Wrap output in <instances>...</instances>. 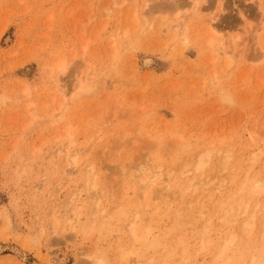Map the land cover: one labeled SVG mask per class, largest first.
Instances as JSON below:
<instances>
[{"label": "rangeland", "instance_id": "obj_1", "mask_svg": "<svg viewBox=\"0 0 264 264\" xmlns=\"http://www.w3.org/2000/svg\"><path fill=\"white\" fill-rule=\"evenodd\" d=\"M174 1L191 3L0 0V264H45L49 258L57 264H93L96 257L106 260V264H153L154 260L156 264H169L172 260L170 264H180L187 255L184 264H209L223 242L221 239L225 241L233 234L238 238L236 246L222 262L252 264L255 259V264H264V238L259 232L264 215L257 214L260 211L256 208L259 203L263 211L264 195L255 198L257 204L253 199L246 215L237 217L230 225L218 219L227 206L217 209L228 194L240 190L246 172H250L246 176L249 179H264V0H257L262 5L256 0H198L204 9L193 15L192 7L185 4L181 7L182 19L169 10ZM143 2L148 4L146 11H152L151 19L148 17L152 26L139 30L145 22L140 19L138 31L132 20L133 10L136 7L140 11ZM219 3L223 4L224 13L219 18L218 33L211 34L208 22L218 14ZM179 23L184 24L182 33L177 30L182 35L175 38L174 28ZM126 30L129 36L123 40ZM209 38L214 40L213 48L208 44ZM62 64L64 72L59 73ZM86 80L92 85L91 92L77 96L79 83L86 84ZM25 89L30 95L22 94ZM215 150H221L220 155L229 151L237 157L230 166H234L235 172V168H240L237 174L221 169L220 155H213ZM210 152L204 178L212 180L205 196L211 195L210 189L215 191L213 186L226 180L223 194L213 192L212 198L205 199L200 192L197 195L202 199L189 195L173 202L172 194L186 186L185 180L194 178L193 173L181 178L176 171H183L198 153ZM75 157L80 160L77 173L67 177L63 172L72 168ZM152 167L156 168L155 174L162 172L167 177L171 173V187L167 190L163 176L150 189L147 200L142 187L148 184L145 181L150 177H145L148 172L152 176ZM249 167L252 171H247ZM83 171L88 176L81 174ZM87 177L99 183L96 194L101 200L90 199V203L83 194L78 221L91 229L90 235L82 236L81 224L73 231L68 226L61 204L70 193L86 186L83 180ZM230 178L233 183L228 181ZM48 193L54 194L52 201L46 198ZM181 204L186 206L178 209ZM58 205L61 209L56 218L61 222L56 230L49 214ZM126 206L131 215L129 212L128 218H116ZM195 207L198 212H190ZM136 208L144 212L142 217L139 214L142 219H138L137 232L146 242L143 245L125 234L129 230L127 225L135 219ZM253 210L258 217L252 221L255 228L249 238L239 231ZM90 212H96L100 220H93ZM109 214L115 216L114 223L108 221ZM4 216L12 223L10 229H6ZM202 230L204 240L200 237ZM180 238L189 251L184 257L181 250H176ZM199 241L202 246L201 241L209 246L205 247V257L193 254L202 247ZM207 242H213L212 246ZM129 244H133V250ZM116 248L125 254L122 256L123 251ZM131 250L135 256L130 255ZM118 257L125 261L122 263L123 258Z\"/></svg>", "mask_w": 264, "mask_h": 264}, {"label": "bare ground", "instance_id": "obj_2", "mask_svg": "<svg viewBox=\"0 0 264 264\" xmlns=\"http://www.w3.org/2000/svg\"><path fill=\"white\" fill-rule=\"evenodd\" d=\"M135 1V0H134ZM182 1V0H181ZM221 1V0H220ZM257 1V0H256ZM255 1V2H256ZM115 2V1H114ZM118 2V1H117ZM254 2V3H255ZM258 2V1H257ZM124 3H126L125 1H124ZM144 3V2H143ZM222 3V2H221ZM259 3V2H258ZM115 4H116V2H115ZM114 3H113V5H115ZM145 5L144 6H141L142 7V9L140 8V11L138 10V8H136V7H134V9L135 10H133V12H134V15L132 16L134 19H132L135 23H136V26L134 27V28H139L140 26H139V24H140V19H141V21H142V19H144L145 20V22H143L144 23V25L143 26H141V28L139 29V30H143L144 28V26H147V27H151L152 26V24H151V20L149 21L148 20V17H149V19H151L150 18V15H151V12L152 11H150V13L148 12V11H146V8H148V4L145 2L144 3ZM155 4V3H154ZM185 2H183V3H176L175 1L173 2V4H170V6H168V7H171V9L169 8V10H171L172 12L174 11V13H175V15H176V17L177 18H179V19H182L180 16H182L183 15V13H182V10H181V7H185ZM220 4V3H219ZM257 4V3H256ZM259 4H261V3H259ZM259 4H258V6H259ZM112 5V6H113ZM117 5V4H116ZM115 5V6H116ZM120 5H122V4H120ZM189 6V7H192V9H193V11H194V13H193V15H196V14H198V13H200L201 12V9H204V8H201V5L199 4V2H198V0H191V3H189V4H186V6ZM208 5V4H207ZM222 5L223 4H220V6H219V8H218V14H216L215 16H213L210 20H209V30L211 29L212 31H211V34L212 33H215V34H217L218 32V24H219V18H220V16H221V13H224L223 11H224V9L222 8ZM262 5V4H261ZM118 6V5H117ZM137 6V5H136ZM154 6H156V5H154ZM217 6V7H218ZM120 7V6H119ZM168 7H167V10H168ZM263 8H264V6H262ZM210 8V7H209ZM126 9V8H125ZM155 9V8H154ZM207 9V8H206ZM106 10H107V8H106ZM105 10V11H106ZM126 10H129L128 8L126 9ZM260 10H262L261 8H260ZM108 11V10H107ZM110 11V10H109ZM109 11H108V13H109ZM263 11V10H262ZM111 12V11H110ZM128 13H129V11H128ZM162 13V12H161ZM161 13H160V15H161ZM168 13V12H167ZM182 13V14H181ZM153 14V13H152ZM106 17V16H105ZM189 17V16H188ZM108 18V17H107ZM187 18V17H186ZM225 20V19H224ZM132 21V22H133ZM180 21V20H179ZM184 21V20H183ZM264 22V21H263ZM262 22V23H263ZM134 23V24H135ZM142 23V22H141ZM142 23V24H143ZM185 23V22H184ZM138 24V25H137ZM127 26V25H126ZM138 26V27H137ZM183 26H184V24L183 25H181L180 23L179 24H177L176 25V27L174 28L175 29V33L177 34V35H175V38H177V37H179L180 35H182V34H180V33H182V32H180V30L182 29L183 30ZM133 27V26H132ZM105 28H106V26L104 27V29L103 30H105ZM129 29V28H128ZM136 29H133V30H135L134 32H138V31H136ZM102 30V32H104ZM131 30V29H130ZM180 32H178V31ZM129 30H126V31H124V34H123V36H122V38L123 37H125L126 38V36L128 35L129 36V32H128ZM131 32H132V30H131ZM178 32V33H177ZM209 32V31H208ZM101 33V32H100ZM122 33V32H121ZM120 33V34H121ZM187 33V32H186ZM185 33V34H186ZM180 34V35H179ZM208 34V33H207ZM99 36H100V34H98ZM115 35H117V34H115ZM114 35V37H116ZM174 35V34H173ZM214 35V34H213ZM97 36V35H96ZM216 36V35H215ZM119 37V36H118ZM185 37H186V35H185ZM128 38H130V37H128ZM172 38H174V37H172ZM115 39V38H114ZM117 40H118V38H116ZM115 39V40H116ZM119 39H121V36H120V38ZM127 39V38H126ZM123 40H124V38H123ZM185 40L187 41V38H185ZM205 40H208V39H205ZM119 41V40H118ZM122 41V40H121ZM120 41V42H121ZM117 42V41H116ZM116 42H113L114 44L116 43ZM206 44H207V41H206ZM208 44L213 48V45H214V40L212 39H210L209 38V42H208ZM207 44V45H208ZM208 45V46H209ZM221 45H223L222 43H221ZM209 46V47H210ZM211 50V49H210ZM212 51V50H211ZM115 52H117V50H115ZM114 52V56H116L117 54ZM113 53V52H112ZM116 54V55H115ZM224 55H227V53L226 52H224L223 53ZM113 55V54H112ZM231 63V62H230ZM64 64V63H63ZM63 64L58 68L59 69V73H63L64 72V66H63ZM57 69V68H56ZM90 69V68H89ZM53 77V76H52ZM58 81V80H57ZM87 81V83L86 84H84V83H79V86H78V88H77V96H82V95H84V94H89L90 92H91V90H92V85L91 84H89L88 82V80H86ZM86 81H84V82H86ZM80 82H82V81H80ZM56 83H58V82H56ZM60 85V84H59ZM60 89H63V88H60ZM30 92H28V89H25V90H23V95H25V96H28V95H30L29 94ZM87 96V95H86ZM83 97V96H82ZM88 97V96H87ZM226 97V96H225ZM228 97H230V96H228ZM227 97V98H228ZM24 98H26V97H24ZM230 99V98H229ZM224 101H226L225 99H224ZM228 101V100H227ZM228 103H230V102H228ZM63 105V104H62ZM36 119V118H35ZM230 148V147H229ZM219 149H220V147H219ZM228 150V149H227ZM250 150H251V148H250ZM218 151H220L221 152V150H218ZM259 151V150H258ZM220 152H216V150H215V152H213V155L215 154V153H218V155H220L219 153ZM212 152H210V153H205V154H199L198 153V155L194 158V160H190V164L187 162L186 164H188V165H186L185 166V169L182 171V170H178V173H177V171H176V174H178L181 178L182 177H184V175L186 176V175H189V174H191V173H193L194 174V178H192L193 177V175H192V177H190V178H192L191 180H185L184 182H185V184H186V186L184 185V189L183 188H181L180 190H178L179 188H177V190H178V192H175V193H173L172 194V197H174V199L175 200H173V202L174 201H176V200H178V199H182L183 200V198H187V197H189V195H195V197L197 196L198 197V195H197V193L198 194H200V192H202V197H204L205 196V193L207 192L208 193V189H209V187H210V180H212V179H210L211 177H207L208 179H209V181H206L205 179L206 178H204L205 176H204V174H206L205 173V170H206V168L208 167V164H209V159H210V154H211ZM224 154H225V152H223ZM224 154H221L220 155V167H221V169L223 170V171H225V173H226V171H228V173H230L231 171L230 170H232L233 172H235V170L233 169L234 168V166H233V168L231 169L230 168V166L232 165L231 164V162H233L232 160H234L235 158L237 159V157H232L231 156V154H229V151H228V154H227V152H226V154L224 155ZM218 155H217V157L216 158H218ZM224 155V156H223ZM250 155V154H249ZM256 155V154H255ZM261 155V154H260ZM260 155H258L259 157H260ZM214 156H216V155H214ZM221 156H223V157H221ZM237 156V155H236ZM212 157V156H211ZM231 157H232V159H231ZM252 157V156H251ZM263 157V156H262ZM234 158V159H233ZM212 159H214L213 157H212ZM247 159V158H246ZM79 160V157H75V158H73V160H72V162H71V166H72V168L70 169V170H65L64 172H63V174L65 175V176H67V177H70V176H73V174H75V173H77V171H76V167H77V165H78V162H80V160ZM251 160V159H250ZM260 160V159H259ZM215 161H217V159H215ZM234 161H236V160H234ZM239 161V158H238V160H237V162ZM253 161L254 160H251L250 162H252L251 164H253ZM257 161V160H256ZM237 162H235V163H237ZM240 162V161H239ZM151 163V162H150ZM216 163V162H215ZM256 163V162H255ZM260 163V162H259ZM216 164H218V163H216ZM242 164H245V163H242ZM246 164H248V163H246ZM257 164V163H256ZM211 165V164H210ZM219 165V164H218ZM239 165L241 166V164L239 163ZM239 165H238V167H239ZM145 166V165H144ZM149 166V165H148ZM147 165H146V167H148ZM161 166V165H160ZM217 166V165H216ZM146 167H145V169H146ZM159 166H157L156 168H158ZM219 166H217V168H218ZM236 167H237V165H236ZM243 167V166H242ZM251 167H252V165H251ZM254 167V166H253ZM154 167H152V169H153ZM156 168H154L153 170H151V173H152V176H151V174L148 172V176H146L145 177V180H147V177H150L149 179L150 180H147V181H145V183L146 182H148V184H146V185H143L144 186V188L142 187V189H144V191L145 192H143V193H145L144 195V198L145 197H147V200H148V196H147V194L149 195V191H150V189L151 188H153L154 186H155V184H156V182L158 183L160 180H163V176H164V173H162V172H159V173H157V174H155V172L156 171H154ZM164 168H165V166H164ZM250 168V167H249ZM143 169H144V167H143ZM142 169V170H143ZM148 169V168H147ZM219 170H220V168H218ZM235 169H237V170H239L238 168H235ZM244 169V168H243ZM242 169V170H243ZM251 169V168H250ZM250 169H248L247 171H252V169L250 170ZM141 170V171H142ZM221 170V172L223 173V171ZM237 170H236V172H237ZM264 170V169H263ZM86 171H88V170H86ZM91 171H93V170H91ZM162 171V170H161ZM181 171V172H180ZM230 171V172H229ZM84 172V171H83ZM81 172V174H88V173H86V172ZM143 172V171H142ZM145 172H146V170H145ZM154 172V173H153ZM179 172H180V174H179ZM220 172V174H222ZM232 172V173H233ZM235 172V173H236ZM174 173V172H173ZM238 173V172H237ZM236 173V174H237ZM250 173V172H249ZM249 173H247L246 172V176L249 174ZM256 173V172H255ZM80 174V175H81ZM144 174V173H143ZM149 174H150V176H149ZM153 174H155V175H153ZM235 174V175H236ZM244 174V173H243ZM90 175V174H89ZM141 175V174H140ZM169 174L167 173V177L166 176H164V179H165V177H166V179H167V181H165V182H167V184H165V186L167 185V190H168V188L169 187H171V185H170V181H171V177H172V175H171V173H170V176H168ZM227 175V174H226ZM225 175V176H226ZM231 175V174H230ZM229 175V176H230ZM253 175V174H252ZM256 175H259L258 173H256ZM256 175H255V177H256ZM261 175H262V173H261ZM88 176V175H87ZM174 176V175H173ZM208 176H209V174H208ZM234 176V175H233ZM245 176V177H246ZM161 177H162V179H161ZM175 177V176H174ZM176 177H178V176H176ZM213 177V176H212ZM215 177H216V175H215ZM215 177L213 178V179H215ZM245 177H243V180H244V178ZM251 177H253V176H251ZM251 177H250V179L248 178V177H246V179L243 181V180H241V182H240V184H241V187H240V190H237L236 191V193H234L233 195L230 193V194H228L227 195V198H226V200H224L223 202L221 201V203L218 205V207H217V209H219V207H221V209L223 208V207H225V206H227L226 208H223L224 210L222 211L221 210V212H223V214H221L222 216H218L219 218L218 219H220V220H223L224 222H221L222 224L224 223V224H228V223H231V224H233L235 221H236V219H237V217H239V216H243V214L244 215H246V213H247V209H248V207H249V205H250V203H251V201L253 200V199H255L256 197H260V196H263L264 195V179H262V180H260L259 178V180L258 179H256V178H252L251 179ZM259 177V176H258ZM185 178V177H184ZM221 178V177H220ZM232 179H233V177H231ZM230 178V179H231ZM234 178H236V177H234ZM239 178V177H238ZM64 179V178H63ZM82 179V178H81ZM140 179H141V176H140ZM207 179V180H208ZM228 180V181H230V182H232L233 183V181L234 180ZM65 180V179H64ZM86 180V181H85ZM96 180V179H95ZM178 180H180L179 179V177H178ZM205 180V181H204ZM222 180H224V178L222 179ZM85 181V182H84ZM144 181V179L141 181V182H143ZM215 181V180H214ZM225 181V182H224ZM223 182H224V184L223 183H221V184H219L218 186H213V187H215V191H211V190H214V189H210V193L212 192H219V193H221V194H223L222 193V190H224L225 188V183H226V180H224ZM162 182V181H161ZM160 182V183H161ZM164 182V183H165ZM188 182V183H187ZM212 182V181H211ZM220 182V181H219ZM45 182H42V183H40V184H44ZM83 183H86V186L83 188L84 189V193H83V189L81 190V188H80V190H76L75 192H72V193H70L68 196H67V198L65 199V201H64V204H61V206L60 205H58V206H56L55 208L53 207V209L51 210L52 212H51V214H49L50 216H51V218H53V229H56L57 230V226L59 225L60 226V224H59V221L61 220H57V214L59 215V213L60 212H58V210H60L61 208H64L63 210H64V213H63V218L65 219V221L66 222H68L69 223V225L68 226H70L71 227V230L73 231V230H75V226H80V224L81 223H79V221H78V219L80 218V216H82L81 215V213H80V204H79V202H82L83 200H82V198H83V194H86V197H88V199H89V201H90V203H91V200L93 201V202H96V200H101V199H99L98 197V195L96 194L97 193V189L96 188H98L99 187V183H97V180L96 181H91L90 179H89V177H87L86 179H84L83 180ZM144 183V182H143ZM144 183V184H145ZM210 183V184H209ZM39 184V185H40ZM239 184V185H240ZM229 185V184H228ZM41 187L42 186H44V185H40ZM46 186V185H45ZM98 186V187H97ZM181 186H183V185H181ZM165 188V189H166ZM204 188V189H203ZM239 188V187H238ZM237 188V189H238ZM164 189V188H163ZM164 189V190H165ZM207 189V190H206ZM146 190H147V193H146ZM152 190V189H151ZM167 190H165V191H167ZM200 190V191H199ZM202 190V191H201ZM229 190V189H228ZM234 190V189H233ZM93 191H95V192H93ZM176 191V190H175ZM199 191V192H198ZM91 193H93L92 195H91ZM141 193V192H140ZM212 193H211V195H208V196H205L204 198L205 199H207V197H211L212 198ZM213 193V194H214ZM160 195V194H159ZM230 195V196H229ZM141 196V195H140ZM91 197V198H90ZM160 197H161V195H160ZM159 197V198H160ZM164 197V196H163ZM191 197V196H190ZM195 197H193L194 199H195ZM196 197V198H197ZM200 198H201V195L199 196ZM199 197H198V200H199ZM226 197V196H225ZM46 198H49L48 200H51V199H53V198H55V196H54V194H47L46 195ZM85 198V197H84ZM156 198L157 197H155L154 198V200H156ZM165 198V197H164ZM164 198H162V199H164ZM192 198V199H193ZM203 198V199H204ZM210 198V199H211ZM221 198L223 199V197L221 196ZM91 199V200H90ZM202 199V198H201ZM200 199V200H201ZM205 199H204V202H205ZM144 200H146V199H144ZM256 200V204L258 203V200L257 199H255ZM52 201V200H51ZM88 201V202H89ZM162 201V200H161ZM165 201V200H164ZM194 201H196L198 204H199V202L197 201V199L196 200H194ZM143 202H145V201H143ZM190 202V201H189ZM263 202H264V200H263ZM46 203V202H45ZM44 202H43V204H45ZM260 203H261V201H260ZM42 204V205H43ZM84 204V203H83ZM94 204V203H93ZM162 204V203H161ZM187 204V203H186ZM189 205L191 204V202L190 203H188ZM187 204V205H188ZM193 204V203H192ZM196 204V203H195ZM200 204H202V201H201V203ZM199 204V205H200ZM253 204H254V202H253ZM252 204V205H253ZM263 204V203H262ZM91 205V204H90ZM89 205V206H90ZM163 206H164V204H162ZM166 205V204H165ZM169 205H171V204H169ZM183 204H181V205H178L177 206V208L179 207H181ZM188 205V206H189ZM251 205V206H252ZM61 208H60V207ZM146 206V205H145ZM148 206V205H147ZM159 206H161L160 204H159ZM186 205H183L182 207H185ZM59 207V208H58ZM69 207H70V209H69ZM126 207H127V210H126ZM125 207V209H123V210H119V211H117V212H119L118 214H117V217L116 218H118V219H120L121 218V216H127L128 215V213L130 212V209H129V212H127L128 211V206H126ZM170 207V206H169ZM181 207V208H182ZM192 207V206H191ZM197 207V206H196ZM196 207H195V209H193V210H191V208H190V212L192 211H194L195 210V212H198V211H196ZM98 211H101V201H100V203H99V205H98ZM157 208H158V206H157ZM157 208H156V210H157ZM161 208V207H160ZM178 208V209H179ZM254 208V207H253ZM256 208H258V211H260V212H258L257 214H261V216H262V214L264 215V204H263V211H262V209H261V206L259 205V203H258V206L256 207ZM259 208H260V210H259ZM122 209V208H121ZM151 208H149V210H150ZM166 209H168V208H166ZM178 209H177V212L179 213V214H181V212H179L178 211ZM198 209V208H197ZM203 209V208H202ZM201 209V210H202ZM217 209L215 210V211H217ZM250 209H252V208H250ZM115 210H117V209H115ZM152 210V209H151ZM153 210H155V209H153ZM169 210V209H168ZM171 210V209H170ZM182 210V209H181ZM249 210V209H248ZM257 210V209H256ZM255 210V211H256ZM158 211V210H157ZM185 211V210H184ZM251 211V210H250ZM16 212V211H15ZM62 212V211H61ZM132 212V211H131ZM131 212L129 213L130 215H131ZM134 212H135V215H134V217H135V219L129 224V225H127V226H129V230H127V229H125V230H127V232L125 231V234H127V233H129L131 236H132V238L131 239H134L135 241L134 242H141L142 243V245H143V243H146V242H144L142 239H144L143 237H138L137 236V232H138V222H139V214H140V216L142 215V210H141V208H136L135 210H134ZM149 212H151V211H149ZM170 212V211H169ZM187 212V211H186ZM201 211H199V213H200ZM220 211H219V213H221ZM16 213H18V212H16ZM91 213V212H90ZM152 213H153V211H152ZM157 213V212H156ZM198 213V214H199ZM87 214V213H86ZM89 214V213H88ZM92 215L91 216H94L95 218H93V220L94 219H96V217H97V219H98V216H97V213L96 212H92L91 213ZM111 214H113V213H111ZM116 214V213H115ZM143 214H144V212H143ZM154 214V213H153ZM174 214H175V211H174ZM179 214H178V217H179ZM188 214H191V213H188ZM194 214H196V215H198L197 213H194ZM201 214V213H200ZM217 214V213H216ZM259 214V215H260ZM71 217H70V216ZM129 215V216H130ZM196 215H194L195 217H197ZM248 215V214H247ZM250 216H249V219H247L245 222H243V221H241V222H243L242 224H241V231H239V229H237L239 232H240V234L241 235H244L245 237L246 236H248L249 237V235L250 234H252V232L254 231V223L252 222L253 220H255V217H258L257 215H256V213L254 212V210H253V213L251 212L250 214H249ZM62 216V215H61ZM88 216H90V214L88 215ZM143 216V215H142ZM141 216V217H142ZM177 216V215H176ZM175 216V217H176ZM183 216V215H182ZM184 216H186L185 214H184ZM190 216V215H189ZM191 216L193 217V215L191 214ZM5 218H4V220L6 219V229H10L11 228V222H10V219H9V217L7 216V218H6V216H4ZM109 217V218H108ZM108 221H111L112 220V222L114 223V218H115V216L114 217H112V216H110V214L108 215ZM112 217V219H110ZM246 217V216H245ZM106 218V219H107ZM125 218H128V216L127 217H125ZM130 218L132 219L133 218V216H130ZM184 218V217H183ZM263 218H264V216H263ZM122 219V218H121ZM124 219V218H123ZM130 219V220H131ZM140 219H142V218H140ZM175 219H177V217L175 218ZM186 220H188L187 218H185ZM239 219V218H238ZM237 219V220H238ZM246 219V218H245ZM257 219V218H256ZM262 219V218H261ZM100 219H98V221H99ZM191 220V219H190ZM96 221V220H95ZM108 221H106V222H108ZM117 221V220H116ZM115 221V222H116ZM121 221V220H120ZM178 221H179V218H178ZM263 222H261L262 223V225H261V227H260V229L262 228V226H263V228H262V230H259V232L261 231L262 233H260V235L261 234H263V235H261L263 238H264V219L262 220ZM61 222V221H60ZM90 222V221H89ZM88 222V223H89ZM94 224L96 223V222H94V221H92ZM91 222V223H92ZM141 222H143V220L141 221ZM176 222H177V220H176ZM175 222V223H176ZM192 222V221H191ZM190 222V223H191ZM240 222V223H241ZM84 223H86V221L84 222ZM105 223V222H104ZM237 223V222H236ZM240 223H238V224H240ZM82 224H83V222H82ZM82 224H81V228H80V230H81V233H82V236L83 235H86V234H89V231H90V229H89V225L88 226H85L84 224H83V226H82ZM97 224V223H96ZM100 224V223H99ZM108 224V223H107ZM257 224V223H256ZM42 225V224H41ZM91 225H93V224H91ZM90 225V226H91ZM179 225H181L180 224V222H179ZM228 225H230V224H228ZM94 226V225H93ZM92 226V227H93ZM100 226V225H99ZM101 226L103 227V225H102V223H101ZM145 226V225H144ZM226 226V225H225ZM237 226V225H236ZM240 226V225H239ZM51 227V226H50ZM101 227V228H102ZM104 227H105V225H104ZM107 227H109L108 225H107ZM142 227V226H141ZM77 228V227H76ZM110 228H112V226L110 227ZM128 228V227H127ZM143 228V227H142ZM141 228V229H142ZM176 228V227H175ZM206 228H207V226H206ZM236 228H238V227H236ZM93 229H95L94 227H93ZM92 229V230H93ZM103 230H104V228H102ZM101 229V230H102ZM108 229V228H107ZM144 230H146L147 231V228L146 227H144L143 228ZM203 230H205L204 228H202ZM258 229V228H257ZM55 230V231H56ZM78 230V229H77ZM79 230V231H80ZM149 230V229H148ZM175 230V229H174ZM202 230V231H203ZM209 230V229H208ZM53 231V230H52ZM129 231V232H128ZM257 231V230H256ZM54 232V231H53ZM78 232V231H77ZM76 232V233H77ZM142 232V231H141ZM55 233V232H54ZM80 233V234H81ZM139 233V232H138ZM144 233V232H143ZM202 234H201V239H202V235H204L205 234V231H203V232H201ZM207 233H209V232H207ZM140 234H142V233H140ZM144 234H146V233H144ZM232 234V233H231ZM75 235V234H74ZM77 235V234H76ZM76 235H75V237H76ZM79 235V234H78ZM90 235V234H89ZM128 235V234H127ZM143 235V234H142ZM227 235V234H226ZM225 235V236H226ZM237 235H239V233L237 234ZM81 236V235H80ZM125 236V235H124ZM205 236V235H204ZM229 236V235H228ZM227 236V237H228ZM89 237V236H88ZM199 237V236H198ZM223 238H225L224 236H222ZM237 236L236 235H231L230 237H228V238H226L225 239V241H224V239H221V244L220 245H218V247H217V249H215L216 251H215V253H213V254H215V255H213V257H214V259H211V261H212V263L211 262H209V264L211 263V264H223V263H226V260H225V262H222V261H224V259H226V255H227V253L231 250V248L233 247V245H235L236 246V244H235V239H238V238H236ZM251 237V236H250ZM249 237V238H250ZM148 238V237H147ZM84 239H86V238H84ZM87 239H89V238H87ZM130 239V238H129ZM176 239V238H175ZM240 239V238H239ZM142 240V241H141ZM202 240H204V239H202ZM207 240V239H206ZM129 241V240H128ZM240 241H242V240H240ZM243 241H245V240H243ZM133 242V240L131 241V243ZM139 242V243H140ZM171 242V241H170ZM201 242H203V246L200 244V241H199V246L201 247V249H196V250H198L197 252H193V254L194 253H196L194 256H196V257H198V256H200V255H202V254H204L205 253V249L206 248H208L209 246H207L206 247V243H205V246H204V241H201ZM208 242H210V241H208ZM208 242H207V245H209L208 244ZM237 242V241H236ZM129 243V242H128ZM140 243V244H141ZM185 242H183L182 240H181V238H180V240H179V242L177 243V245L178 246H180L179 248H176V250L177 249H179V250H181V252H182V257H184V256H186L188 253H189V251H188V247H184L185 246V244H184ZM212 243L213 242H211V246H212ZM238 243V242H237ZM134 244V243H133ZM133 244H129V245H132L131 247H129V248H131L132 250L134 249L133 248ZM136 244V243H135ZM173 244V243H172ZM172 244H171V246H172ZM188 244V243H187ZM239 244H241V243H239ZM149 246H151L152 244H148ZM197 245V244H196ZM170 246V247H171ZM187 246V245H186ZM4 247V246H3ZM146 247V246H145ZM167 247V246H166ZM170 247H168V248H170ZM175 247V246H174ZM174 247H172V249L174 248ZM206 247V248H205ZM152 248H153V246H152ZM181 248V249H180ZM234 248V247H233ZM238 248H240V247H238ZM116 249H118V248H116ZM115 249V251H117ZM138 250H139V248H137ZM149 249V247L145 250V251H147ZM236 249V248H235ZM235 249H233V250H235ZM0 250H1V248H0ZM17 250V249H16ZM119 250V252H120V250H122V249H118ZM125 250H127V248L125 249ZM129 250V249H128ZM131 250V251H132ZM140 250H141V247H140ZM168 250V249H167ZM171 249H169V251H170ZM191 250H193V248L191 249ZM195 250V251H196ZM238 250V249H237ZM115 251H114V254H115ZM123 251V252H122ZM121 252H122V256H123V253H124V250H122ZM173 251H175L174 249H173ZM172 251V252H173ZM208 251V250H207ZM236 251V250H235ZM1 252V251H0ZM118 252V251H117ZM120 252V253H121ZM128 252H130V251H128ZM134 251H132V254H131V252H130V255H134L135 254V252L133 253ZM175 252H179V251H175ZM191 252V251H190ZM16 253H18V252H16ZM139 253V252H138ZM174 253V252H173ZM180 253V252H179ZM179 253H177V256L179 255ZM232 253H233V251H232ZM231 253V254H232ZM90 254V253H89ZM119 254V253H118ZM125 254V253H124ZM164 254V253H163ZM169 254H171V253H169ZM206 254V253H205ZM205 254L203 255L204 257H205ZM229 254H230V252H229ZM228 254V255H229ZM230 254V255H231ZM99 255V254H98ZM120 255V254H119ZM138 255V254H137ZM165 255V254H164ZM166 255H167V253H166ZM165 255V256H166ZM176 255V254H175ZM190 255H192L191 253H190ZM209 255H210V253H209ZM85 256V255H84ZM84 256H82V257H84ZM95 256V255H94ZM114 256V255H113ZM115 256H116V254H115ZM115 256H114V258H115ZM126 256H127V253H126V255H124V258H126ZM135 256V255H134ZM188 256V255H187ZM187 256H186V259H188L187 258ZM212 256V255H211ZM121 257V256H120ZM120 257H118L119 259H122V258H120ZM130 257V256H129ZM138 257V256H137ZM169 257H171L170 255H169ZM229 257V259H231L232 257H230V256H228ZM52 258V257H51ZM92 258H93V256H92ZM92 258H90V259H92ZM108 258V257H107ZM122 259L121 261H122V263H123V260L125 261V259ZM172 258V257H171ZM212 258V257H211ZM94 259V258H93ZM112 259V258H111ZM157 259V258H156ZM163 259V257H161V262L164 260H162ZM167 259H169V258H166V260ZM177 259V258H176ZM186 259H185V261L183 260H181V261H179L178 263H185V262H187L186 261ZM202 259H204V258H202ZM206 259V258H205ZM148 260V259H147ZM146 260V261H147ZM151 260V259H150ZM149 260V261H150ZM153 260V259H152ZM170 260V259H169ZM193 260V259H192ZM197 260V259H196ZM255 260V259H254ZM254 260H252V264H255L256 262L254 261ZM106 260H103V259H101V258H95V262L93 263V264H106L107 263V261L105 262ZM120 260H119V262L118 263H120L121 262ZM148 261V262H149ZM155 261V260H154ZM153 261V264H156L155 262ZM174 260H172L171 262H173ZM190 261V260H189ZM221 261V262H220ZM152 262V261H151ZM151 262H150V264H151ZM160 262V261H159ZM160 262V263H161ZM170 262V261H169ZM170 262V263H171ZM255 262V263H254ZM128 263V262H127ZM169 263V264H170ZM180 263V264H181ZM183 263V264H184ZM204 263H205V261H204ZM45 264H57L56 262H54V261H52V260H50V258H49V260L48 261H46V263ZM115 264H116V262H115ZM162 264V263H161ZM164 264H168V263H164ZM173 264V263H172ZM202 264H203V261H202ZM227 264V263H226Z\"/></svg>", "mask_w": 264, "mask_h": 264}]
</instances>
